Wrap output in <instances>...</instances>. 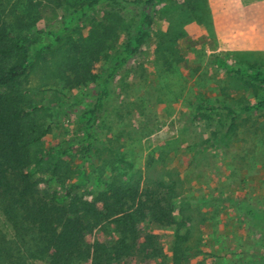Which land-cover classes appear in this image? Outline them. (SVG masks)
I'll use <instances>...</instances> for the list:
<instances>
[{
  "label": "rangeland",
  "instance_id": "rangeland-1",
  "mask_svg": "<svg viewBox=\"0 0 264 264\" xmlns=\"http://www.w3.org/2000/svg\"><path fill=\"white\" fill-rule=\"evenodd\" d=\"M28 1H18L17 13ZM32 1L34 26L54 31L66 13L85 0ZM218 2L197 0L191 10L167 0L155 7L149 38L111 83L95 150L85 159L78 117L94 95L90 75L106 63L100 60L83 72L67 57L81 62L80 46L101 28L103 10L95 9L56 50L36 57L25 83L28 105L49 126L39 144L45 161L62 153L63 167L83 165L88 175L100 169L105 180L129 171L143 180L177 182L176 222L169 226L145 222L164 249L157 264H172L177 230L188 235L183 264H264V225L251 226L244 212L249 207L264 217V111L233 117L222 107L254 103L264 96V87L214 63L220 56L233 65L264 72V59L218 48L211 11ZM135 11L132 7L122 11L115 34L105 41L103 57L118 51L132 33ZM211 106L216 109L206 110ZM68 182L77 185V175L66 186ZM53 190L60 187L51 185L45 192ZM180 216L184 226H179ZM0 229L10 231L1 213ZM95 237L107 240L97 231L89 235L91 240ZM31 264L46 263L36 259Z\"/></svg>",
  "mask_w": 264,
  "mask_h": 264
},
{
  "label": "trees",
  "instance_id": "trees-1",
  "mask_svg": "<svg viewBox=\"0 0 264 264\" xmlns=\"http://www.w3.org/2000/svg\"><path fill=\"white\" fill-rule=\"evenodd\" d=\"M18 1L0 0V213L10 227L9 232L0 229V264H31L36 259L46 264H157L165 255L164 249L145 222L161 226L176 222L177 182L160 177L143 180L141 175L129 171L105 180L100 169L88 175L83 165L80 169L66 164L63 167L62 153H53L45 161L39 144L49 126L36 108L28 105L25 83L36 57L56 50L95 9L103 10L98 23L101 28L94 29L80 46L81 62L67 57L83 72L100 60L106 63L98 73L90 75L94 95L78 117L83 143L81 157H89L95 150L99 120L111 83L149 38L154 9L167 0H85L72 7L54 31L34 26L32 0L17 13ZM174 1L192 10L197 0ZM129 7L136 10L132 33L126 35L118 51L103 57L106 39L115 34L116 22ZM214 63L264 87L261 70L233 65L220 56L215 57ZM222 107L233 117L238 112H261L264 96L239 108ZM212 109L216 107L206 110ZM73 174L77 175V185L68 182L66 186ZM83 184L86 188H81ZM51 185L60 187V191L45 192ZM242 206L238 204V211ZM244 212L251 226L264 225V217L255 210L245 207ZM182 220L181 217L179 226H184ZM95 231L107 240L89 239ZM177 231L171 260L172 264H183L187 250L183 244L188 235Z\"/></svg>",
  "mask_w": 264,
  "mask_h": 264
},
{
  "label": "crops",
  "instance_id": "crops-1",
  "mask_svg": "<svg viewBox=\"0 0 264 264\" xmlns=\"http://www.w3.org/2000/svg\"><path fill=\"white\" fill-rule=\"evenodd\" d=\"M212 8L218 48L264 59V0H218Z\"/></svg>",
  "mask_w": 264,
  "mask_h": 264
}]
</instances>
